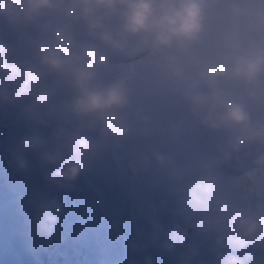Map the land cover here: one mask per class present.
<instances>
[{
	"label": "clouds",
	"instance_id": "clouds-1",
	"mask_svg": "<svg viewBox=\"0 0 264 264\" xmlns=\"http://www.w3.org/2000/svg\"><path fill=\"white\" fill-rule=\"evenodd\" d=\"M145 52L223 143L187 163L160 150L129 162L135 174L163 178L154 187L166 194L160 208L169 220L152 205L147 226L126 239L124 264H156L150 249L176 264H206L205 249L212 264H264L256 254L264 251V194L233 195L264 176V0H0V119L10 113L24 129L12 139L11 166L27 175L34 158L47 185L25 199L36 248L63 242L58 193L77 190L110 142L133 134L135 61ZM242 153L250 166L226 176ZM123 235L114 225L113 236Z\"/></svg>",
	"mask_w": 264,
	"mask_h": 264
},
{
	"label": "bare ground",
	"instance_id": "bare-ground-1",
	"mask_svg": "<svg viewBox=\"0 0 264 264\" xmlns=\"http://www.w3.org/2000/svg\"><path fill=\"white\" fill-rule=\"evenodd\" d=\"M12 42H17L18 38L10 37ZM19 42L21 39L19 38ZM159 58L152 56L147 58L136 69L137 77L140 78L147 74L152 66L159 64ZM141 70V71H140ZM141 73V74H140ZM139 78V79H140ZM136 79V82L139 80ZM172 99L165 97L160 101L153 103L150 108H162ZM13 117L9 113L3 119H0V131H6L0 138V142L9 146L6 148L0 144V195L3 202L0 205L2 214H0V263L1 264H104L103 258L100 259L99 253L92 251L94 245L90 240V235L94 240H100L101 248H108V241L103 238L102 232L98 226H92L90 217H86L87 208H85L78 190L72 192H59L66 205V215L61 228L63 242L54 244L51 248H36L31 238L30 217L25 212L24 201L29 192L34 188L40 187L47 189L43 179L42 172L33 158L32 171L27 175L18 173L12 166L9 156V148L13 137L21 134L24 129H15L13 127ZM12 134H11V133ZM6 151L7 156H3ZM242 185L235 187L233 195L237 198L255 197L248 190H240ZM68 202V203H67ZM70 203V204H69ZM86 205V204H85ZM74 207L79 209V218L74 214ZM76 211V210H75ZM90 213V211H89ZM93 217V216H92ZM94 219V218H93ZM97 224V223H96ZM105 237V236H104ZM2 238V239H1ZM93 242V241H92ZM77 245L83 248L80 254L75 249ZM107 246V247H106ZM109 250V249H108ZM14 251L16 252L14 254ZM107 255V254H106ZM109 256V255H108ZM108 258V257H107ZM114 258V257H113ZM108 260V259H107ZM112 262V261H110Z\"/></svg>",
	"mask_w": 264,
	"mask_h": 264
},
{
	"label": "rangeland",
	"instance_id": "rangeland-1",
	"mask_svg": "<svg viewBox=\"0 0 264 264\" xmlns=\"http://www.w3.org/2000/svg\"><path fill=\"white\" fill-rule=\"evenodd\" d=\"M14 38L15 37H13V40ZM28 38V36H24L20 39L23 43ZM158 61L159 64L156 65L153 70L164 67L162 61ZM151 70L152 69L148 71L150 72ZM165 73L170 76L167 69ZM173 115L174 112H171L170 117ZM167 117L169 116L160 118L159 122L167 124ZM3 134L4 133H0V138L4 136ZM169 140H171V144L164 140L158 141L152 150L165 152L164 150H167L168 146H173L175 144L173 138L170 137ZM135 157L137 156L133 153L131 148L127 147L126 142L112 141L110 142L108 151L95 163L93 171L94 175L97 176V180H94L95 176L89 173L78 181L77 186L81 191L83 202L86 204L88 210L87 217L90 215L93 216L92 219L94 218L98 228L101 227L100 231L102 232L103 238L108 241V248L104 249L105 253L104 250L103 253L106 258L108 257V261L111 257H114L115 263L118 262L117 264H124L126 261L128 257L126 239L135 232L138 226H147V216L151 212V206L153 205L150 199L143 198L139 195V190H143L141 187L144 186V184H142V174H135L132 171L130 172L129 170L122 169L123 167H129V162ZM146 174L148 176L157 175L160 177L157 184H163V178L155 170ZM248 183L251 182L245 180L241 185L244 186ZM234 188L235 187H233V189ZM242 188L243 187H241L239 191L242 190ZM157 191L162 194L161 199L164 201L167 198L165 192L160 188H157ZM110 196L116 199L111 200ZM72 209H74V207ZM166 211L167 210L162 208L159 214L160 216L162 215L167 223L169 216L166 214ZM74 212L75 216L76 213H80L76 207ZM114 225L120 227V230L124 234L122 237L113 236ZM90 240L92 245L95 244L92 235H90ZM97 249L99 250V248H96V251H98ZM149 251L150 254L156 257V264H165L161 258H157L158 250L150 249ZM137 259H139L142 264L143 257H138Z\"/></svg>",
	"mask_w": 264,
	"mask_h": 264
}]
</instances>
